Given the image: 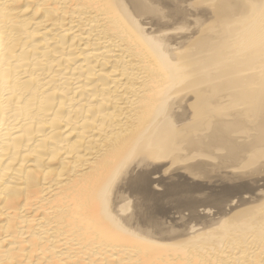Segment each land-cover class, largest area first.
Listing matches in <instances>:
<instances>
[{"label":"bare ground","instance_id":"obj_1","mask_svg":"<svg viewBox=\"0 0 264 264\" xmlns=\"http://www.w3.org/2000/svg\"><path fill=\"white\" fill-rule=\"evenodd\" d=\"M0 264H264V0H0Z\"/></svg>","mask_w":264,"mask_h":264}]
</instances>
